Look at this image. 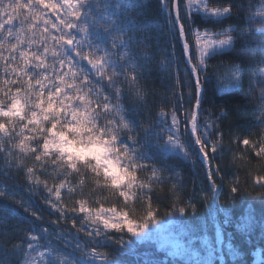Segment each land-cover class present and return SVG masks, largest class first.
Instances as JSON below:
<instances>
[{
  "label": "snow or ice",
  "instance_id": "snow-or-ice-1",
  "mask_svg": "<svg viewBox=\"0 0 264 264\" xmlns=\"http://www.w3.org/2000/svg\"><path fill=\"white\" fill-rule=\"evenodd\" d=\"M159 2L167 11L163 47L142 19L149 6L130 0H0V201L7 202L0 218L22 208L34 225L18 243V232L3 240L0 264H124L121 254L197 216L194 198L216 204L223 194L231 204L247 196L264 204V174L249 168L256 160L257 171L264 169V0ZM244 9L254 30L200 27L240 23ZM238 41L239 59L217 75V89L244 93L249 56L248 92L255 94L244 95L258 100L261 130L230 125L226 143L228 110L203 108L205 84L208 62L233 53ZM154 74L162 93L147 83ZM157 97L168 102L157 105ZM169 159L198 166L202 176L199 190L193 181L179 202L185 178ZM244 169L251 187L239 180ZM20 175L29 193L46 192L49 215L57 214L47 224L8 183ZM166 185L173 202L161 213L165 197L156 187Z\"/></svg>",
  "mask_w": 264,
  "mask_h": 264
},
{
  "label": "trees",
  "instance_id": "trees-1",
  "mask_svg": "<svg viewBox=\"0 0 264 264\" xmlns=\"http://www.w3.org/2000/svg\"><path fill=\"white\" fill-rule=\"evenodd\" d=\"M130 2L149 6L147 16L142 17V19H148L150 21L151 27L149 28V31L152 32L153 36L159 35L160 43L163 47L167 33V11L161 6L159 0H130ZM218 2H226V0H213V3ZM236 2L247 4L248 0H236ZM245 11L246 9L241 10L240 23H237L236 19L233 18L230 20H224L219 24H214L211 22L204 23L201 24L200 27L202 29L206 27L210 31H219L220 29L226 28L229 25H233L240 30H254L257 25H249L243 21ZM241 45L242 42L238 41L236 48L233 50V53H228L223 56H216L208 62L211 78L208 79L207 83L205 84L206 91L204 93L205 103L203 105V108L209 109L215 106L218 110V106L221 105L227 108L228 116L225 117L222 122L223 130L226 133V143L229 139L227 133L230 125L232 126V130L234 132L240 131V129L236 127V125L238 124L247 126L248 130L251 132H259L261 130L260 126L255 123L257 117L260 116V112L256 108L258 100H253L250 98L245 99L244 95V93H248L249 97H251L255 94L254 90L252 93L248 92V78L252 74V70L247 63L248 61H250L249 56H245L246 64L244 93L223 94L217 89V75L223 74L226 71L227 65L239 59V57H237L234 53L240 50ZM169 50L171 49L169 48ZM183 75V71H181V78H183ZM147 83L154 86L158 92H163V88L165 85L161 83L159 75L154 74V78L149 79ZM186 91L187 90H185V92ZM149 99H151V97ZM167 102L168 101L166 98L161 99L160 97H157L155 100V103L157 105ZM238 107H240L239 114H237ZM188 108L189 105L186 103L184 105V109L187 110ZM205 115H207V113H205ZM231 155V153H228L226 155L224 160L225 165L228 164V161L231 159ZM167 162L170 164H178V171H180L181 175L185 178L184 191L178 198L177 202L192 193L193 181H195L197 191L199 190V186L202 183V176L198 174L200 172L198 166L194 169L191 167L190 163L185 164L180 162L179 160L172 159H169ZM256 164L257 161L253 160L252 165H249V168L252 169L253 174H264V169H259V171H257L255 167ZM248 170L249 169H244L238 174L239 180L243 182L244 187H251V180L248 177ZM141 175L143 176L147 174L141 173ZM0 179L3 178L0 177ZM225 179H228V177H226ZM8 183L13 186L12 190L15 191L18 196H22L26 201L30 202V205L33 206V210H39V212L44 217V221L46 224L50 222L51 219L55 218V215L57 214L49 215L52 210L44 203L43 197L46 195V192L44 191L42 186L34 194L29 193L27 188L25 187L26 181L22 175L13 177V179L8 181ZM49 183L51 184V181H49ZM226 191L227 189L225 188V192ZM156 194L165 197L160 201L161 213H163L167 210V207L165 206H171L173 202L172 199L167 198L171 195V193L169 192V187L167 185L163 186V190L161 191L160 186H157ZM65 199L67 200V197H65ZM224 201L225 196L222 194L220 196L219 207L227 216L229 224L221 225L219 223V226L222 229L224 239L227 240L228 238H230L232 245L235 247L239 264H264V251L259 252L257 258H254L253 256L256 245L264 247V204H262L259 199L247 196L242 199H238L231 204H224ZM194 202L197 205L198 215L193 216L189 219H185V227H176L171 225V229L182 240L184 247H187L189 244V231L193 229L202 232L204 226L207 223L210 224L211 213L214 211L212 202L205 204L195 198ZM3 203L7 202L0 201V204ZM155 203L156 201L154 199V204ZM13 207L15 206L13 205ZM17 211L19 212V215L10 218L7 221L0 218V246L3 245L4 239H7L9 236H13L14 233L17 232L19 233V236L12 242L18 243L19 238L24 236V231L21 230H27L34 226L32 223H30L31 218H29L28 220L24 218L26 214L23 213L22 208H18ZM137 214H139V206L137 208ZM5 229H7V235H3ZM134 249V253H123L120 255L119 258L124 262V264H145V262H150V264H187L183 254L180 257L170 258L169 256H166L162 251L157 250L153 247L138 246ZM110 250L111 249H103L102 251ZM11 259L15 260L16 258L13 257ZM213 264H218V260L213 262ZM224 264H232L229 261L227 252L225 254Z\"/></svg>",
  "mask_w": 264,
  "mask_h": 264
},
{
  "label": "rangeland",
  "instance_id": "rangeland-1",
  "mask_svg": "<svg viewBox=\"0 0 264 264\" xmlns=\"http://www.w3.org/2000/svg\"><path fill=\"white\" fill-rule=\"evenodd\" d=\"M213 206L214 211L211 213L210 224L207 223L202 232L191 229L188 234L189 244L187 247H184L182 240L169 225L161 229L152 240L138 243L134 248L138 246L153 247L170 258L180 257L183 254L187 264H198L202 260H208L213 264L216 260L219 261L221 255L223 258L220 260L223 263L227 252L229 261L232 264H239L236 249L232 245L230 238L225 240L222 235L221 243L219 245L216 243V233L221 228L220 226L214 228V222L219 221L221 225H226L229 224V220L222 209H220L219 203L213 204ZM214 215L216 216L214 217Z\"/></svg>",
  "mask_w": 264,
  "mask_h": 264
},
{
  "label": "water",
  "instance_id": "water-1",
  "mask_svg": "<svg viewBox=\"0 0 264 264\" xmlns=\"http://www.w3.org/2000/svg\"><path fill=\"white\" fill-rule=\"evenodd\" d=\"M219 264H224V263L220 262Z\"/></svg>",
  "mask_w": 264,
  "mask_h": 264
}]
</instances>
